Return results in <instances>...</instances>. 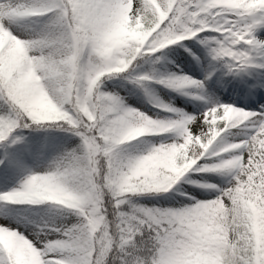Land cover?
I'll list each match as a JSON object with an SVG mask.
<instances>
[{
	"label": "snow or ice",
	"instance_id": "1",
	"mask_svg": "<svg viewBox=\"0 0 264 264\" xmlns=\"http://www.w3.org/2000/svg\"><path fill=\"white\" fill-rule=\"evenodd\" d=\"M34 17L44 20L29 38L13 31ZM259 28L264 0H0V142L16 143L15 131L34 125L81 141L0 193L13 204L63 206L78 222L36 240L0 225V264H264V111L217 104L197 117L164 105L179 118L154 119L102 91L105 77L126 73L138 57L206 31L220 34L201 43L230 72L264 67ZM159 82L203 86L186 75ZM242 125L247 138L224 143ZM167 133L175 139L147 154L125 147ZM194 169L230 173L234 183L179 208L132 203L168 192Z\"/></svg>",
	"mask_w": 264,
	"mask_h": 264
},
{
	"label": "rangeland",
	"instance_id": "2",
	"mask_svg": "<svg viewBox=\"0 0 264 264\" xmlns=\"http://www.w3.org/2000/svg\"><path fill=\"white\" fill-rule=\"evenodd\" d=\"M43 20L44 18L34 17L20 21L13 25V31L27 39L39 29ZM218 35L220 34L206 31L195 38L169 45L153 54V61L159 70L158 82L172 76L186 75L203 84L200 88L188 87L178 90L162 83H155L160 101L171 108L197 117L217 104H229L257 113L264 111V93L258 95L254 90L257 88L260 90V85L250 86L248 84V80L253 79L251 75L256 81L263 77L264 67L255 66L244 72H232L229 75L230 84L228 83V86L225 87L217 75V62L211 55L210 47L201 43L205 37ZM255 35L264 41V28H259ZM262 62H264V57H258L257 64ZM166 75L168 76L166 77ZM102 91L119 96L125 106L137 109L154 119L179 118L177 112L160 113L153 110L140 91L136 89L128 91L124 83L119 80L103 83ZM6 107L4 101L0 100V111ZM250 131V127L242 125L239 131L230 129L224 133L222 139L226 144L239 142L246 139ZM14 136L20 137V139L16 143H13L11 139L7 148H0V161H3L0 163V193L18 187L29 174L44 172L54 159L65 152L78 148L81 143L80 137L69 131H35L27 135L20 132ZM174 139L175 136L172 133L146 135L131 141L125 147L134 155L147 154L151 147L158 146L160 143H171ZM228 183V186H220L216 175L194 169L166 193L134 196L140 197L136 203L138 206L179 208L195 201L216 199L220 195L221 189L234 183L232 175L228 179ZM203 185H215L216 187ZM8 204L11 202L0 201V225L15 228L30 240L55 238L53 229L63 226L70 227L78 222V217L72 212L64 209L63 206L54 205L52 202L38 205L48 206L44 213H36L30 209L9 212Z\"/></svg>",
	"mask_w": 264,
	"mask_h": 264
},
{
	"label": "trees",
	"instance_id": "3",
	"mask_svg": "<svg viewBox=\"0 0 264 264\" xmlns=\"http://www.w3.org/2000/svg\"><path fill=\"white\" fill-rule=\"evenodd\" d=\"M167 48V47H166ZM161 51V50H160ZM155 54V53H154ZM220 65H223L225 62L223 60H218ZM223 69V67H221ZM158 68L155 64V62L153 61V54L149 53L146 54L144 56L138 57L136 59V61L133 62L131 68L123 74H119V75H115L112 77H105L103 79V83L109 82V81H113V80H119L121 82L124 83V85L126 86V88L128 89V91H132L134 89L140 91L143 93L147 103L152 107V109H155L154 107L158 106L159 110L158 112H162V113H169L168 110L163 108V104L159 99V92L156 89V82L153 80H147L144 81L143 83H137L136 82V77L142 76V75H147L149 77H151V79H158ZM102 83V84H103ZM157 111V110H156ZM32 131H66V130H62L58 127H37V126H33L31 128H19L15 131V134H18L20 132H24L27 134L31 133ZM70 132V131H69ZM11 139H9L8 141L5 142H0V148H7L8 147V143ZM211 159H215L214 157L209 158ZM201 163H204V161H201ZM214 175L217 176V178L219 179V184L220 185H224L227 186L228 183V177L230 176V173L227 172H223V173H212ZM107 199V198H106ZM140 199L139 196H132V203L136 204L137 201ZM48 206H38V205H15V204H8L7 206V210L9 212H12L14 210L17 209H31L35 212L38 213H44L47 211ZM125 210L128 211L130 210V205H125L124 206ZM147 237H144V239H146ZM139 241V237L137 238ZM119 264V262H118Z\"/></svg>",
	"mask_w": 264,
	"mask_h": 264
}]
</instances>
